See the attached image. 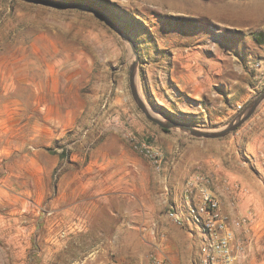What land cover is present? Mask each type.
<instances>
[{
    "label": "rangeland",
    "instance_id": "1",
    "mask_svg": "<svg viewBox=\"0 0 264 264\" xmlns=\"http://www.w3.org/2000/svg\"><path fill=\"white\" fill-rule=\"evenodd\" d=\"M51 1L76 6L0 0V110L4 104L14 116L0 121V264H19V258L23 264H47L48 258L50 264H109L106 259L115 255L114 262L132 264L119 252L99 248L105 236L98 231L105 229L101 215L88 231L77 206H71L64 222L61 217L63 178L78 169L71 157L79 151L88 154L109 134L147 160L134 150L129 136L144 140L162 154L163 165L174 155L164 151L165 144H177L181 152L184 148L180 153L191 165L189 175L178 176L182 191L196 181V188L203 186L213 194L212 178H219L224 163L230 172L220 176L233 183L230 207L243 213L240 224L253 226L242 264H264V100L234 131L219 138L194 137L149 119L129 83L134 64L137 93L148 114L163 123L209 131L230 124L264 91V71L253 67L256 60L241 55L251 49L245 41L249 33L242 27L248 0H186L187 9L173 7L172 0ZM83 3L99 6L122 32ZM258 11L261 19L264 10ZM223 55H229V64ZM46 65L61 75V107L83 108L76 120L45 121L37 112L33 101L44 100L40 93L53 85L49 75L43 79L45 73L37 70ZM190 72L212 81L211 91L192 95L187 81L179 83V76L187 80ZM32 75L40 80L32 82ZM211 155L217 159L215 174ZM150 166L151 177L162 174V168ZM239 192L242 196L236 199ZM166 212L167 206L146 224L138 225L140 218H134L131 245L137 244L143 264L151 253L162 255L153 249L164 235L156 231L158 224L170 220L181 228ZM90 257L94 261L89 262Z\"/></svg>",
    "mask_w": 264,
    "mask_h": 264
},
{
    "label": "crops",
    "instance_id": "2",
    "mask_svg": "<svg viewBox=\"0 0 264 264\" xmlns=\"http://www.w3.org/2000/svg\"><path fill=\"white\" fill-rule=\"evenodd\" d=\"M260 8L264 10V0H248L243 7L247 17L242 27L249 33L245 41L247 45L251 46V49L249 47L246 53L242 52L243 60H247L248 57L252 61L264 58V14L260 15L261 19H259L258 10ZM227 56L229 55H223V59L226 60ZM227 60V64H229V59ZM214 63L215 61H211L213 66L211 74L214 71ZM37 70L39 74L45 73L43 79H47V75H49V78L53 80V85L45 87V92L40 93V98L42 97L44 100L38 101L39 97H36L33 101L37 112L38 110L41 112V119L58 122L76 120L81 115L83 108H62L64 106V95L60 81L61 75H55L57 73L51 72L48 65L45 66V69L39 68ZM198 75V72H195V74L190 72V78L182 81L181 74L179 83L187 81L185 83L189 84L192 95L203 96V94L211 91L214 83L209 80L198 79ZM39 78V75L30 77L32 82L37 79L40 80ZM49 104L53 107L50 108ZM13 117V114L10 111L7 112L3 104L0 110V121L11 120ZM251 117L252 115L246 121ZM253 117H257V114H254ZM34 120L37 121L38 117L34 116ZM164 149L166 153L174 155L166 157L162 174L157 175L153 172L155 175L152 177L150 163L140 158L126 146L125 142L113 134L106 135L88 154H84L82 151L73 154L71 161L77 163L78 169L72 176L69 172L68 177L63 178L61 194L62 222H64L65 216L69 215L71 206H77L80 211L82 210L80 215L87 226L85 231L96 224L95 219L101 215L105 218L103 220L105 229L98 231L105 233V236L103 237L104 242L102 241L104 244L101 243L99 248L117 254L119 252L122 259L132 264H143L145 261L143 255L137 253L139 249L135 248L137 244L131 245L130 234H132V229L135 226L134 218H140L138 225L139 223L146 224L150 217L159 216L160 211L166 206L167 209L173 206L179 211L185 209V198L178 176L182 172L184 175H189L190 159H186L181 154L184 152V148L182 152L179 151L177 144L169 142L165 144ZM193 149H198V147L195 146ZM195 152L196 155H199L197 151ZM209 161L212 163V171L215 174L213 163L215 164L217 159L211 155ZM219 169L221 172V174L218 173L219 178H212L213 194L218 197L220 211L228 219L233 230L232 245L243 246V252L239 254L237 263L242 264L245 256L244 252L250 249L248 239L253 232V226L243 223L240 226L235 224V221L239 220L243 213L230 207L228 190H230V185L232 186L233 183L228 181L229 179L225 176H220L224 175V172H230V169L225 167L224 163L219 166ZM155 183H158L159 186L157 190H155L157 188ZM197 196L198 193L193 195L191 199L196 201ZM241 196L242 193L239 192L236 199ZM76 203L77 205H74ZM247 213L245 212V214ZM119 218L123 220L121 223H119ZM111 219H113V222H111ZM156 231L164 235L160 241L154 242L155 247L153 249L164 255L167 264H192V258L197 250V237L195 234H191L183 228L178 229L170 220H166L165 225L158 224ZM117 244H120V246ZM145 251L143 250V254ZM109 258V260L106 259L109 264H119V262L113 261L116 259V255ZM48 260L45 263L50 264L51 258H48ZM18 261L19 264L24 263L22 258H19ZM88 261H94L93 257L88 258ZM145 263L147 264V262Z\"/></svg>",
    "mask_w": 264,
    "mask_h": 264
},
{
    "label": "built area",
    "instance_id": "3",
    "mask_svg": "<svg viewBox=\"0 0 264 264\" xmlns=\"http://www.w3.org/2000/svg\"><path fill=\"white\" fill-rule=\"evenodd\" d=\"M253 67L264 71V58L256 60ZM129 137L134 150L144 156L156 170H160L163 156L157 148L134 136ZM195 182H188L183 188L185 209L179 211L170 206L166 212L167 216L179 227L196 235L197 250L192 264H237L243 246L232 245L234 233L228 219L220 211L219 199L203 186L196 188ZM195 190H198V196L197 200L193 201L191 197L195 195ZM235 224H240V221H235ZM148 264H167V260L163 255L151 253L148 256Z\"/></svg>",
    "mask_w": 264,
    "mask_h": 264
},
{
    "label": "water",
    "instance_id": "4",
    "mask_svg": "<svg viewBox=\"0 0 264 264\" xmlns=\"http://www.w3.org/2000/svg\"><path fill=\"white\" fill-rule=\"evenodd\" d=\"M36 1H42V2H45V3L52 4L54 6H57V7L76 6L74 4V2L55 3V2H53L51 0H36ZM81 5L83 7L88 8L94 15H96L97 17L103 19L108 24H110L111 26L116 28L118 30V32H122L121 28L112 19V17L107 12H105L103 9H101L99 6L93 5L91 3H83ZM129 83H130L131 93H132L134 99L136 100L137 104L140 106L142 111L145 113V115L149 119L155 121L156 123H158L160 126H163V127L179 128L180 130L188 132L190 135H192L194 137L219 138V137H222V136L234 131L237 127H239L244 121H246L252 115V113L255 111V109L264 100V91H263L259 95H257L252 101H250L248 103V105L246 106V108L243 111H241L230 124H228L227 126H225L222 129L215 130V131H209V130H203V129H199V128H196V127L188 126L186 124H181V123L173 122V121H167V122L163 123V122L151 117L148 114L147 108L145 107L144 103L140 99V97H139V95L137 93V90L135 88V66H134V64L130 66Z\"/></svg>",
    "mask_w": 264,
    "mask_h": 264
},
{
    "label": "bare ground",
    "instance_id": "5",
    "mask_svg": "<svg viewBox=\"0 0 264 264\" xmlns=\"http://www.w3.org/2000/svg\"><path fill=\"white\" fill-rule=\"evenodd\" d=\"M172 4L173 7H179L181 9L189 8V5L186 0H172ZM159 104L164 105L162 102H159Z\"/></svg>",
    "mask_w": 264,
    "mask_h": 264
},
{
    "label": "trees",
    "instance_id": "6",
    "mask_svg": "<svg viewBox=\"0 0 264 264\" xmlns=\"http://www.w3.org/2000/svg\"><path fill=\"white\" fill-rule=\"evenodd\" d=\"M162 130H164V131H167V129H166V128H162Z\"/></svg>",
    "mask_w": 264,
    "mask_h": 264
}]
</instances>
